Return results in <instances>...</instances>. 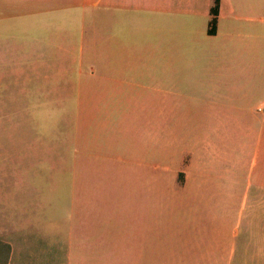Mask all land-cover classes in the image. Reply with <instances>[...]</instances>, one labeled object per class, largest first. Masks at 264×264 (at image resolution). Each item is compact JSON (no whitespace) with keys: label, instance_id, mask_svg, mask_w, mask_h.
<instances>
[{"label":"crops","instance_id":"crops-1","mask_svg":"<svg viewBox=\"0 0 264 264\" xmlns=\"http://www.w3.org/2000/svg\"><path fill=\"white\" fill-rule=\"evenodd\" d=\"M214 1L0 0V20L73 21L36 27L38 89L87 96V163L128 180L131 264H264V0H219L213 27ZM0 233L8 264H60L52 235Z\"/></svg>","mask_w":264,"mask_h":264},{"label":"rangeland","instance_id":"rangeland-1","mask_svg":"<svg viewBox=\"0 0 264 264\" xmlns=\"http://www.w3.org/2000/svg\"><path fill=\"white\" fill-rule=\"evenodd\" d=\"M18 10L0 20V232L8 223L15 240L28 232L52 235L60 264H68V237L85 264H131V237H118L124 227L117 220L131 196L128 180L115 167L87 163V127L75 120L87 96L38 89L40 48L30 45L41 36L36 27L54 21L61 33L73 21L67 14L35 18ZM97 147L106 157L130 151L126 140Z\"/></svg>","mask_w":264,"mask_h":264},{"label":"trees","instance_id":"trees-1","mask_svg":"<svg viewBox=\"0 0 264 264\" xmlns=\"http://www.w3.org/2000/svg\"><path fill=\"white\" fill-rule=\"evenodd\" d=\"M211 13L213 15L212 26L216 25L217 17L219 15V0H215ZM11 255V247L9 244L0 240V264H8Z\"/></svg>","mask_w":264,"mask_h":264}]
</instances>
